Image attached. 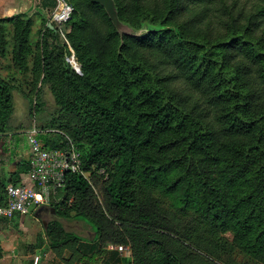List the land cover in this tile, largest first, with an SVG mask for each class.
Returning a JSON list of instances; mask_svg holds the SVG:
<instances>
[{"label":"trees","instance_id":"trees-1","mask_svg":"<svg viewBox=\"0 0 264 264\" xmlns=\"http://www.w3.org/2000/svg\"><path fill=\"white\" fill-rule=\"evenodd\" d=\"M68 1L81 72L46 23L35 80L52 91L83 170L107 172L102 188L114 214L97 203L88 177L68 172L50 210L83 218L95 237L54 217L44 226L51 247L83 257L103 241H130L134 264H210L200 250L264 264V0H115L119 18L144 29L138 35H121L100 3ZM16 19L0 20L15 21L12 54L22 66L35 53L32 21ZM12 79L0 71V131L15 108ZM39 139L48 148L67 141L43 131ZM29 168L19 165L8 180L0 170L1 205L8 183Z\"/></svg>","mask_w":264,"mask_h":264},{"label":"rangeland","instance_id":"rangeland-1","mask_svg":"<svg viewBox=\"0 0 264 264\" xmlns=\"http://www.w3.org/2000/svg\"><path fill=\"white\" fill-rule=\"evenodd\" d=\"M10 16H17L16 21L19 19L32 21V27L29 36L30 44L35 48V53L33 55H29L28 60L24 65L21 66L20 64H18L12 54V49L14 46L15 21L0 20V34L2 36L3 46L5 47L2 49L0 45V71L3 75H11L13 78L12 82L16 87L14 90L15 108L13 115L10 118L9 126L7 127V129H5L4 131H0V148L2 147L1 156L4 157L3 161L1 160L2 158H0V170L2 177L6 180L11 178V174L13 172H16L18 168V166L15 170L10 168L11 166L14 167L15 163L10 164L12 162H9V164L6 165L4 163L11 151H17V154H19L20 157H18L17 160H19L20 165H24V163L28 161V157L25 152L26 150L25 148H23V146L25 142V144L29 147L31 154V146L28 141V133H30L32 130L37 129L41 132L43 131L47 135L51 136V138H58L60 137V135L65 136L66 139L67 136L70 137L68 134H65V131L60 127L62 119L59 117L58 106L49 86L47 84L41 85L40 79L35 80L37 73H41L40 68H38V64L34 65V61L39 56L38 50L40 52V48L36 47V44L40 42L42 36L41 34L45 29L46 20L45 18L44 20H40L39 14L37 12L35 13L34 11H16L9 14H6L4 11H0V19ZM49 19L51 20V18ZM53 25H56V27H58L59 29V38L57 42H59L61 45L64 43H67L69 45L71 49L70 59L71 61L74 59V61L76 62V65L72 64L73 68L77 72H81L80 63L78 62L75 55V50L73 49L71 42L67 36V32L70 30L69 21L61 25V28L60 25H58V23L56 22H53ZM54 39L55 38H51L50 36L51 42H54ZM1 51L3 54L1 53ZM18 130H23V132L20 133V136H18ZM16 136L20 137L19 144H21V146H17L15 144ZM8 137L10 138L8 139ZM87 177L97 197V203L100 204L102 209L113 218L114 212L109 209L106 192H104L102 188V184L108 179V175L93 173L88 174ZM95 178H98L99 181H96ZM36 215V211L33 210L28 214L15 215L13 218L11 217V220L10 218L8 219L5 217H0V235L5 245L8 244L7 246H9L12 242L17 241V239H15V236H17L18 240L26 242V245H28L33 242V233H35L34 238L37 237L35 239V245H39V243L46 238V234L44 229L43 231H38L39 233L37 232V230L43 227V221H46L48 223V221L50 219H53L54 217L57 218L61 223H63L65 225V228L75 231L84 238L92 240L95 237L94 230L92 229L90 224L87 223V221L83 218H77L74 216L68 219L60 218L56 216L55 212H52L49 207L43 210L40 213V216ZM21 222H23V224H21ZM115 224H120V221L117 220ZM36 232L38 233V235ZM177 235L182 238V240L183 238H185L184 224H178ZM224 235L227 236L229 240H232L233 238L232 232L230 231L226 232ZM46 239L44 241L47 244ZM102 243L103 244L98 251H95L93 254L87 253L83 257L80 256V253L78 255L77 253H72L71 249H65L63 252H61V254L57 253V255H55L57 256L56 263H52V261H49L48 264H109L108 262H110L111 264V261L113 259L112 257L120 261V263L122 264H134L133 247L130 241L112 242L107 240L103 241ZM26 245L24 244V246ZM12 246L10 245L9 247L12 248ZM120 246H123V248L120 249ZM9 250L11 251V249ZM109 250H116L120 253V255L117 254L116 256H114L115 253ZM4 251L5 250L3 247V256ZM50 251L53 253L51 249ZM110 252L112 254H110ZM200 253L204 258H207L206 260L210 262V264H243V261L246 260L242 254H233L231 255V259H229V257L225 255L219 258L212 254H207L202 250H200ZM120 257H122L123 259H120ZM7 263L12 264L11 261L0 262V264Z\"/></svg>","mask_w":264,"mask_h":264},{"label":"built area","instance_id":"built-area-1","mask_svg":"<svg viewBox=\"0 0 264 264\" xmlns=\"http://www.w3.org/2000/svg\"><path fill=\"white\" fill-rule=\"evenodd\" d=\"M49 1H52L51 22L58 23L61 28L71 19L74 6L68 0ZM71 63L76 65L74 59ZM40 132L36 129L28 133L30 168L19 183L7 185L8 201L0 204V217L11 218L16 213L27 214L39 206L49 205L52 195L65 185L68 172H82L86 177L90 174L83 170L81 152L70 137L67 136L65 146L48 148L40 141ZM98 173L108 175L104 168L99 169ZM39 261L40 255L35 256L34 264Z\"/></svg>","mask_w":264,"mask_h":264},{"label":"crops","instance_id":"crops-1","mask_svg":"<svg viewBox=\"0 0 264 264\" xmlns=\"http://www.w3.org/2000/svg\"><path fill=\"white\" fill-rule=\"evenodd\" d=\"M51 10H52V1H49V0H0V11H4L6 14L14 13L16 11H29V12L34 11L35 13L37 12L39 14L40 20H44V18H45L46 23L50 27H51V24H53V22H51V20L49 19L50 14H51ZM22 132H23V130H18V136H20L21 135L20 133H22ZM12 134H14V133H12ZM18 136H16V138H15V144L17 146H21V144H19L20 137H18ZM9 138L10 137H8V139ZM23 148H25V150H26L25 152H26V155H27L28 161H29L31 154H30L29 147L25 144V142H24ZM1 149H2V147L0 148V158H2L1 160L3 161L4 157L1 156ZM18 157H20V156H19V154H17V151H11L8 158H6V160L4 161L5 165L9 164V162H12L10 164L15 163L14 167L13 166L10 167L11 169L15 170L17 168V166L20 165L19 160H17ZM23 175H26V173L21 172L20 178H22ZM47 207H49V205H43V206H39V207L35 208L34 210L36 211V214H37L36 216H40V213L43 210H45ZM52 209H51V211H52ZM15 215H24V214L16 213ZM12 218H10V220ZM21 224H23V222H21ZM46 225L44 224V221H43V227ZM43 227L39 228L37 230V232L43 231V229H44ZM38 233H37V235H38ZM34 234L35 233H33V237H32L33 242L28 244V245H26L27 244L26 242H22L21 240H18L17 236H15V239H17V241L12 242L10 244L11 246L13 245L12 248L9 247L10 245L7 246L8 244L5 245L3 239L1 238V235H0V239L2 241L4 250H5L4 256L0 260V262L11 261L12 264H34V257L37 255H40V261L38 264H48L49 261H52V263L53 262L56 263L57 262V260H56L57 256H55V255H57V252L51 247V245L49 244V241L45 238L47 240V244L45 243V241H44L45 239H44L42 242L39 243V245L38 244L35 245V243H36L35 239L37 237L34 238L35 237ZM83 241H85V239ZM24 244L26 246H24ZM9 249H11V251ZM50 249L53 251V253L50 251ZM109 251H112V250H109ZM114 251H116V250H113L112 252H114ZM117 253L120 255V253L118 251H117ZM110 254H112V253L110 252ZM114 256H116V255H114ZM13 257H15V258H13ZM112 258L113 259L111 261V264H122V263H120V261L116 260L114 257H112ZM121 258L122 257H120V259ZM108 263L110 264V262H108Z\"/></svg>","mask_w":264,"mask_h":264},{"label":"water","instance_id":"water-1","mask_svg":"<svg viewBox=\"0 0 264 264\" xmlns=\"http://www.w3.org/2000/svg\"><path fill=\"white\" fill-rule=\"evenodd\" d=\"M95 3H100L104 6L106 12L108 13L109 17L111 18L113 24L117 28L118 32L123 34L129 35H138L141 34L144 29L140 31H136L133 27H131L128 23L123 22L118 15V9L116 6L115 0H92ZM51 28H55L53 24H51ZM52 211L54 212L55 209L53 208ZM44 224L47 223L44 221Z\"/></svg>","mask_w":264,"mask_h":264}]
</instances>
